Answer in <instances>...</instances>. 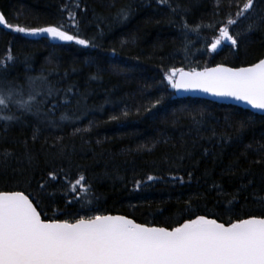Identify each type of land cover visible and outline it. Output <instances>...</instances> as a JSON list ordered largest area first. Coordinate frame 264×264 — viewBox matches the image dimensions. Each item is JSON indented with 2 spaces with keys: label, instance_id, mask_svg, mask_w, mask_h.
Returning a JSON list of instances; mask_svg holds the SVG:
<instances>
[{
  "label": "trees",
  "instance_id": "trees-1",
  "mask_svg": "<svg viewBox=\"0 0 264 264\" xmlns=\"http://www.w3.org/2000/svg\"><path fill=\"white\" fill-rule=\"evenodd\" d=\"M179 3L186 13L174 14L158 0H0V12L13 25H63L96 45L84 48L0 26V61L6 62L0 86L22 87L17 99L36 95L40 109L35 115L12 103L0 111L19 117L0 120V191H24L41 202L42 216L70 221L98 211L175 227L195 215L227 223L264 214L257 202L264 197V115L178 97L164 79L173 67H241L263 59L264 22L245 29L264 16V0L235 27L233 34L241 33L238 48L225 42L215 53L204 37L218 35L222 25L186 32L183 21L192 27L226 23L237 0H221L219 7L216 0ZM121 9L128 10L127 19L118 16ZM41 75L47 83L37 79L29 85V77ZM4 152L10 153L6 161ZM80 174L91 183L90 204L74 200L70 191ZM150 175L155 179L149 181ZM41 183L46 188L34 198ZM189 200L191 214L185 211Z\"/></svg>",
  "mask_w": 264,
  "mask_h": 264
},
{
  "label": "snow or ice",
  "instance_id": "snow-or-ice-1",
  "mask_svg": "<svg viewBox=\"0 0 264 264\" xmlns=\"http://www.w3.org/2000/svg\"><path fill=\"white\" fill-rule=\"evenodd\" d=\"M216 2L219 7L221 0ZM258 2L260 0H244L240 5L237 0V11L234 15L229 13L226 23L216 20L192 27L184 20L183 28L186 32L199 33L201 28L215 31L218 25H222L219 26L218 35L204 37L207 50L215 53L225 42L232 48H238L241 33L233 34L235 27L241 20L250 19ZM158 3L167 5L174 14L188 11L179 0H174L175 6L173 0H158ZM118 16L127 19L128 10L121 9ZM72 19L75 22L74 16ZM261 22H264V16L249 23L245 31L251 32ZM0 26L31 36L47 34L54 40L75 42L84 48L96 46L91 39L64 30L63 25H13L0 13ZM13 59L11 54L6 57L7 62ZM3 67H6V62L0 61V68ZM37 79L47 83V77L41 75L29 77V85ZM164 79L177 91L200 90L231 97L264 112V59L246 67H229L224 63L187 71L173 67L164 73ZM53 92V87L48 85V95L51 96ZM17 97H23L22 87L12 86L10 82L8 87L0 86V111L15 103L25 112L40 114L39 107L34 104L36 95L29 93L27 100ZM159 103L157 100L156 104ZM14 119L19 117L0 115V120ZM61 119L69 117L63 115ZM243 127L241 123V129ZM2 155L6 161L10 153L4 152ZM49 177L56 180L57 174L50 172ZM147 179L152 181L155 177L150 175ZM141 183L137 181L136 188ZM38 187L41 191L34 198L41 195L46 185L41 183ZM69 188L75 193L74 200L90 204L95 199L91 183L83 174L74 183H69ZM236 198L233 194L232 199ZM257 202L264 209V197ZM40 203L39 200L34 203L24 191H0V264H264V214L230 219L227 223L208 215H195L175 227H163L137 223L126 215L101 214L98 211L93 215H80L72 221L50 219L46 213L42 216ZM187 205L185 211L191 214V200Z\"/></svg>",
  "mask_w": 264,
  "mask_h": 264
},
{
  "label": "water",
  "instance_id": "water-1",
  "mask_svg": "<svg viewBox=\"0 0 264 264\" xmlns=\"http://www.w3.org/2000/svg\"><path fill=\"white\" fill-rule=\"evenodd\" d=\"M47 37H49V36L47 35ZM49 38L52 41H54V42H65V41H60V40H54L51 37H49ZM247 66H249V65H247ZM211 67H214V66H211ZM229 67H231V66H229ZM241 67H246V66H241ZM172 90L175 91V93H176V95L178 97H190V98L205 99V100L213 101V102L220 103V104H226V105H231V106H238V107H241V108L250 110V111H252V112H254L256 114L264 115V112H261V111H259L257 109H253V108H251L250 105H248V104H246L244 102H241V101H237V100H235V99H233L231 97L216 96V95H212L210 93H206V92H203V91H200V90H190V91H183V90H181V91H177V90H175L173 88H172ZM30 199H31V197H30ZM112 215H123V214H112ZM129 218L133 219L132 217H129ZM137 223H140V222H137ZM155 226H159V225H155ZM163 227H165V226H163Z\"/></svg>",
  "mask_w": 264,
  "mask_h": 264
},
{
  "label": "rangeland",
  "instance_id": "rangeland-1",
  "mask_svg": "<svg viewBox=\"0 0 264 264\" xmlns=\"http://www.w3.org/2000/svg\"><path fill=\"white\" fill-rule=\"evenodd\" d=\"M47 34H42V35H38V36H36V37H40V36H46Z\"/></svg>",
  "mask_w": 264,
  "mask_h": 264
},
{
  "label": "bare ground",
  "instance_id": "bare-ground-1",
  "mask_svg": "<svg viewBox=\"0 0 264 264\" xmlns=\"http://www.w3.org/2000/svg\"><path fill=\"white\" fill-rule=\"evenodd\" d=\"M177 96V95H176Z\"/></svg>",
  "mask_w": 264,
  "mask_h": 264
}]
</instances>
